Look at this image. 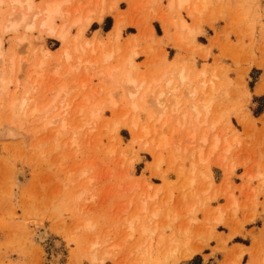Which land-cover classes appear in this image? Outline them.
I'll use <instances>...</instances> for the list:
<instances>
[{
	"label": "rangeland",
	"instance_id": "rangeland-1",
	"mask_svg": "<svg viewBox=\"0 0 264 264\" xmlns=\"http://www.w3.org/2000/svg\"><path fill=\"white\" fill-rule=\"evenodd\" d=\"M111 1L65 0L53 23L63 41L37 22L6 30L19 8L1 2L0 264H264V0H117V40L114 12L78 34L70 21ZM75 54L98 65L77 67ZM130 54L140 85L103 76ZM209 86L217 95L196 121L191 101L199 109Z\"/></svg>",
	"mask_w": 264,
	"mask_h": 264
},
{
	"label": "bare ground",
	"instance_id": "bare-ground-1",
	"mask_svg": "<svg viewBox=\"0 0 264 264\" xmlns=\"http://www.w3.org/2000/svg\"><path fill=\"white\" fill-rule=\"evenodd\" d=\"M4 1H6V0H0V5H1V2H3L4 3ZM65 0H46L45 2H44V4L42 3V5L41 6H43V7H40L39 6V8L40 9H36V7H34L35 5L32 3V0H7V2H9V5H10V9L12 8V6H14V5H17L18 6V10H19V12H18V14H17V11H15V15L16 16H18V17H16V19L17 20H13L12 18H10L8 15L9 14H11V13H13V11H10L11 13H8V15H5L6 17H9L10 19H12V20H9L8 18H6L7 20H5L6 21V24L7 25H5L6 27V30H8V28H10L9 30H12V29H14V31L16 30L15 28L19 25V24H25L24 26H21L22 28H26V26L28 27V28H31L36 22L37 23H39V24H37V26H41L40 28H42V27H44V28H46L45 30L47 31H49L50 33L51 32H53L54 34H55V36L59 39V40H65L66 38H67V32H68V30H67V28L66 27H63L62 26V24L61 25H59L60 26V28L57 30V31H53L54 30V27H53V23H54V21H55V18H57V17H60L61 16V14L63 13V15H64V12H63V10H62V3L64 2ZM6 2V3H7ZM11 3H12V6H11ZM95 3V2H94ZM93 3V4H94ZM101 3H103V1L101 2ZM187 3V0H177V4H179L180 6H184L185 4ZM171 4H172V2H171ZM194 4V3H193ZM102 5V4H101ZM203 5V4H202ZM171 6V5H170ZM116 7H117V0H112L111 1V3L110 4H108V6H98L97 7V9L96 8H94L93 10H87V8H86V12L85 11H83V13L85 12V14H83L82 16V18L80 17V16H77L76 17V19H73L72 21H70V23L71 24H78V34H81V33H83V31L91 24V22L92 21H101L102 20V18H103V16L107 13V14H110V13H113L115 10H113V9H116ZM35 8V9H34ZM38 8V7H37ZM93 8V7H92ZM81 9H82V7H81ZM80 9V10H81ZM13 10V9H12ZM80 12V11H79ZM194 12H198V10H197V8H196V6L194 5V7H192V8H190L189 10H188V13L190 14V15H192ZM115 13V12H114ZM7 14V13H6ZM12 15V14H11ZM10 15V16H11ZM79 15V14H78ZM12 17L14 18L15 16L14 15H12ZM62 17V16H61ZM114 18H115V20H114V22H113V25H112V27H111V29L109 30V37L111 38V37H113V39L114 40H117V38L120 36V34H121V30H122V25H123V19H122V17L120 16V14H116L115 13V15H114ZM15 19V18H14ZM179 19V18H178ZM180 20V19H179ZM178 20V21H179ZM9 21V22H8ZM8 22V23H7ZM3 24H5V23H3ZM71 24H69V25H71ZM179 27L180 28H186L187 29V26H186V24H185V22L183 21V20H181L180 22H179ZM198 25V24H197ZM37 26H35V27H37ZM55 26V25H54ZM58 26V27H59ZM4 28V29H5ZM57 28V27H56ZM189 29V28H188ZM192 30V29H191ZM13 31V30H12ZM190 33H192L191 31H189ZM76 36H78V35H76ZM22 37V36H21ZM80 37V36H79ZM131 38H132V40H133V38H135V36L134 35H132V36H130ZM129 37V38H130ZM74 38H75V36H74ZM73 38V39H74ZM22 39H23V37H22ZM112 39V38H111ZM110 39V41L112 42L113 40H111ZM18 40H20V38H18ZM75 40H76V38H75ZM96 40V39H95ZM16 41V40H15ZM135 41V40H134ZM134 41H132V42H134ZM20 42V41H19ZM78 42V41H77ZM100 42V41H99ZM98 42V43H99ZM84 43V42H83ZM96 43V42H95ZM97 43V44H98ZM67 44V43H66ZM100 44V43H99ZM133 44V43H132ZM75 46H76V44H74ZM87 45H88V43H87ZM87 45L85 46V48L87 47ZM100 45H102V42H101V44ZM89 46V45H88ZM97 46V45H96ZM96 46H95V49H96ZM201 45H199V47H200ZM114 47V46H113ZM77 48V47H76ZM75 48V50H78V49H76ZM81 50V52L79 51V53L81 54L82 52H83V48L82 47H79ZM84 48V49H85ZM93 48V47H92ZM92 48L90 47V49L89 50H92ZM102 48V47H101ZM117 48V46H115V49ZM131 48V47H130ZM114 49V48H113ZM64 50H65V48H64ZM63 50V51H64ZM87 50V49H86ZM88 50V51H89ZM111 51H107V52H104V53H102V56L100 57V63L102 64L103 62H108V60L110 59V57H111V54H113L112 53V49H110ZM116 50H118V48L116 49ZM39 51V50H38ZM67 51V52H66ZM66 51H64L63 53V55L65 56V60H68L70 57H71V55L68 53L69 51L68 50H66ZM115 51V50H114ZM118 51H120V49L118 50ZM205 51V50H204ZM40 52H42L41 54L43 55L42 57H45L46 55H47V53H49V51H48V49H46V48H41L40 49V51H39V53ZM77 52V51H76ZM87 52V51H86ZM132 52H135L134 51V49L132 50ZM77 54V55H80V54ZM84 53V52H83ZM91 53V52H90ZM93 53V52H92ZM131 53V52H130ZM71 54H72V52H71ZM1 55V54H0ZM76 55V54H75ZM77 55L75 56V57H77ZM82 55V54H81ZM99 55V54H98ZM48 56V55H47ZM127 56V57H126ZM125 56V58H123V59H121V60H117L118 62H116L114 65H112L111 67H109V68H107V69H105V67H104V69H105V74L103 75V76H105L106 75V77H108V79L109 78H111L112 79V81H113V77L116 75V74H118V73H120V81H122L123 83H124V85L126 84V86H128L129 84V86H131V85H133V86H137V85H140L139 83H137L138 81L136 80L137 78H136V76H133V74H132V70H134V68H133V66H134V64H133V61H132V56H131V54L130 55H126ZM8 58V57H7ZM40 58V57H39ZM84 58H86V55H85V57ZM9 59V58H8ZM76 59V61H75V63L74 64H76V66L77 65H81V66H84L85 68L84 69H86V67H88V68H90L91 66H95V65H98L97 64V59H98V57H97V59L96 60H90V58H88L89 59V61H91V62H88L87 61V59H83V57L81 58V56H78L77 58H75ZM41 60H45V58H43V59H41ZM41 60L39 61V62H41ZM63 61V60H62ZM116 61V60H115ZM66 62V61H65ZM74 62V61H73ZM99 62V61H98ZM69 63V62H68ZM67 63V64H68ZM70 63H71V61H70ZM86 63H89V65H87ZM111 63V62H110ZM11 64V63H10ZM40 64H42V63H37V66L38 67H40ZM43 64H45V63H43ZM43 64H42V66H43ZM109 64V63H108ZM66 65V64H65ZM73 65V63H71V66ZM42 66H41V68H42ZM70 65H68V67H69ZM70 66V67H71ZM90 66V67H89ZM105 66V65H104ZM33 67H36V66H34L33 65ZM38 67H36V68H38ZM65 67H67V66H65ZM70 67L69 68H67V69H70ZM78 67V66H77ZM107 67V66H106ZM12 68V67H11ZM56 68V67H55ZM75 68V67H74ZM74 68H71V69H74ZM70 69V70H71ZM77 68H75V70H76ZM35 71V69H33V72ZM41 71L42 70H40L39 72L41 73ZM56 71H57V68H56ZM101 71V70H100ZM2 72H3V70H2ZM38 72V73H39ZM72 72V71H71ZM99 73H101V72H99ZM53 74V73H52ZM56 74V73H55ZM2 74L0 73V76H1ZM37 75V73L35 74V76ZM40 75V74H39ZM161 75V74H160ZM159 75V76H160ZM3 76V75H2ZM38 77V76H37ZM40 77V76H39ZM43 77V76H42ZM160 78V77H159ZM178 78L181 80V81H183V82H185V80L188 78V74L187 73H185V72H183V71H181L180 73H179V75H178ZM1 79H3V78H1ZM0 79V81H2L3 82V80H1ZM106 79V78H105ZM107 79V80H108ZM11 80V79H10ZM39 80V79H38ZM110 80V79H109ZM170 80V79H169ZM168 80V82H170ZM4 81H8L7 80V78H6V80H4ZM111 81V80H110ZM110 81H108V83L110 82ZM119 81V82H120ZM179 81V80H178ZM36 82H37V79H36ZM40 82V81H39ZM137 83V85H135L136 83ZM140 82V81H139ZM154 82V81H153ZM156 82H158V81H156ZM166 82V81H165ZM202 82V81H201ZM207 82V81H206ZM211 82V81H210ZM35 83V82H34ZM42 83V82H41ZM40 83V84H41ZM208 83V82H207ZM214 83V82H213ZM7 84V82H5L4 84H2L3 86L2 87H4V89L3 88H0V90H2L3 89V91L4 90H6L5 89V87L7 86L6 85ZM28 84V83H27ZM122 84V83H121ZM30 85V84H29ZM123 85V84H122ZM123 85V86H124ZM165 85V84H164ZM202 85V84H201ZM201 85L200 86H197V88L195 87V89L197 90L199 87V89H198V91H202L203 89L202 88H204V86L203 87H201ZM205 85V84H204ZM208 85H210V84H208ZM218 85V84H217ZM132 86V87H133ZM163 86V85H162ZM167 86V85H166ZM211 86V85H210ZM209 86V87H210ZM172 87V88H171ZM171 89H173V85H171ZM175 87V86H174ZM219 87V86H218ZM221 87V86H220ZM28 88V87H27ZM61 88V87H60ZM161 88V87H160ZM163 89L165 88V87H162ZM167 88V87H166ZM211 88V87H210ZM222 88V87H221ZM31 89V88H30ZM159 89V88H158ZM169 89V88H168ZM176 88H174L173 90H175ZM194 89V88H193ZM195 89H194V91H195ZM207 89V88H206ZM209 89V88H208ZM218 89V88H217ZM108 90V89H107ZM161 90V91H160ZM159 91V93H157L156 95L158 96V98H157V96H156V98L158 99V101H157V105H161L162 103H161V101L159 102V97L161 96V95H164L165 93H166V91H164V90H162V89H160ZM215 90H216V88H211V91H210V89H209V91H207V93H205L204 95L206 96H203V97H201L200 98V100H201V102H200V100H199V102L200 103H198L199 105L201 104V106H199V109L195 106V104H194V102L195 101H193V103H192V101H191V98H189V102L191 101V107L193 108V115L192 116H194V119L196 120L197 118H198V115L200 114V113H202L203 112V114H205V113H207V111H208V108L210 107V103L212 102V100H213V96H214V94L215 95H217L216 93H214L215 92ZM220 90V89H219ZM2 91V92H3ZM157 91V90H156ZM169 91H171L170 89H169ZM193 91V90H192ZM191 91V92H192ZM204 91V90H203ZM175 92V91H174ZM188 92V91H187ZM187 92L186 93H184L185 94V96L187 95ZM190 92V91H189ZM209 92V93H208ZM7 93V92H6ZM26 93V92H25ZM28 93V92H27ZM133 93V92H132ZM132 93H128V95L130 94V95H132ZM172 92H170V94L168 93V95H172L171 94ZM195 93H197V92H195ZM195 93L193 94V92L190 94L191 96L192 95H195ZM199 93V92H198ZM204 93V92H203ZM202 93V94H203ZM109 94V93H108ZM183 94V95H184ZM208 94V95H207ZM129 95V96H130ZM24 96V95H23ZM22 96V97H23ZM25 96H26V94H25ZM24 96V97H25ZM133 96H134V94H133ZM166 96H167V94H166ZM202 96V95H201ZM87 97V96H86ZM86 97H84V98H86ZM109 97H110V95H109ZM154 97V96H153ZM187 97H189V94H188V96ZM12 98H15L14 100H16V97L14 96V97H12ZM11 98V99H12ZM112 98V97H111ZM111 98H109V99H111ZM168 98V97H167ZM175 98V97H174ZM132 99V98H131ZM130 99V100H131ZM171 99H172V96H171ZM176 99V98H175ZM13 99L10 101L11 103H12V101H14ZM87 100V99H86ZM153 100V99H152ZM154 100V101H155ZM167 100V99H166ZM174 100V99H173ZM85 101V100H84ZM131 101H133V100H131ZM215 101V100H214ZM8 102V101H7ZM14 102H16V101H14ZM12 103V104H16V103ZM20 102H21V99H20ZM27 102V101H26ZM85 102H87V101H85ZM166 102V101H165ZM11 103H9V106H10V104ZM18 103V102H17ZM25 102H23V100H22V104H24ZM111 103H112V100H111ZM113 103H114V101H113ZM113 103L111 104L112 106H113ZM129 103H130V101H129ZM133 103V102H132ZM152 103V102H151ZM170 103H172V102H170ZM175 103V102H174ZM178 103H179V101H178ZM12 104H11V106L10 107H8V109H9V111L8 112H10L11 110H13V109H15V108H12ZM84 103H82L81 105H82V108L84 107V105H83ZM86 104V103H85ZM99 104V103H98ZM98 104H96V105H98ZM110 104V103H109ZM116 104V103H115ZM163 104H164V102H163ZM132 105H134V104H132ZM186 105V104H185ZM189 105V104H188ZM6 106V105H5ZM7 106H8V104H7ZM19 106V105H18ZM20 106H23V105H21L20 104ZM19 106V107H20ZM25 106V105H24ZM153 106V105H152ZM163 106V105H162ZM169 106H171V104L169 105ZM14 107H16V106H14ZM96 107V106H95ZM137 107V106H136ZM165 107V106H164ZM174 107H175V105H174ZM182 107V106H181ZM190 106L189 107H186V108H191ZM33 108V107H32ZM31 108V109H32ZM81 108V107H80ZM132 108H134V106H132ZM154 108L156 109V107H155V104H154ZM173 108V107H172ZM185 108V109H186ZM200 108H202V109H200ZM35 109V108H34ZM161 109V108H160ZM174 109V108H173ZM177 109H179V108H177ZM177 109H175V110H177ZM184 109V108H183ZM81 110V109H80ZM90 110V109H89ZM102 110V106H101V104H99L95 109H93V106H92V110H90V112L88 111V114L90 113L91 114V118H93L94 120H98V118L100 117V115H99V111H101ZM157 110V109H156ZM34 112L35 110H31V112ZM160 111V110H159ZM180 111H182V110H180ZM191 111H192V109H191ZM67 113V109L65 110L64 109V113ZM209 112V111H208ZM13 113V112H12ZM65 113V114H66ZM160 114H161V112H159ZM185 113V112H184ZM191 113V112H190ZM9 114H11V113H9ZM202 114V115H203ZM8 115V114H7ZM6 116V115H5ZM137 119V118H136ZM132 120H133V118H132ZM136 121V120H135ZM135 121H132V125H134V124H136L135 123ZM197 121V120H196ZM195 121V122H196ZM200 121H201V118H200ZM137 122V121H136ZM194 122V123H195ZM216 122V121H215ZM83 124H84V122H83ZM83 124H80L79 126L81 127ZM215 124H217V123H215ZM214 124V125H215ZM116 126V125H115ZM62 127H64V123L62 122L61 123V128ZM214 127V126H213ZM115 128H117V126L116 127H114V129ZM211 129H212V127H211ZM211 129H209V130H211ZM205 130H207V129H205ZM203 131V130H202ZM211 133V132H210ZM160 134V133H159ZM158 134V135H159ZM201 134V133H200ZM162 136V135H161ZM193 136V135H192ZM205 136V135H204ZM204 136H202V137H200V138H202L201 139V143H202V140H207V138H204ZM72 137V136H71ZM159 137V136H158ZM165 137V136H164ZM191 137V136H190ZM211 137V136H210ZM160 138V137H159ZM152 139V138H151ZM213 139V141H211L212 142V146H210V153L212 152V151H214L215 150V146L217 145V141L219 140L218 139V137H213L212 138ZM153 140V139H152ZM151 140V141H152ZM211 140V139H210ZM157 143L155 144V142L153 143V144H155L156 146L158 145V147L159 146H165V145H167L166 143H165V141H163V140H155ZM150 142V141H149ZM219 142V141H218ZM224 142V141H223ZM222 142V143H223ZM146 143V142H145ZM222 145V144H221ZM224 145V144H223ZM227 145V146H226ZM225 145V147L223 146V148H225V150L227 149V147H228V144H226ZM153 147H155V146H153ZM216 147H218V145L216 146ZM152 148V147H151ZM157 148V147H156ZM202 148V147H201ZM111 149V148H110ZM158 149V148H157ZM229 149V148H228ZM159 150V149H158ZM198 150H200V149H198ZM108 151V150H107ZM197 152V151H196ZM222 152V151H221ZM218 156V155H217ZM222 154L221 155H219L218 157H220L221 159H222ZM218 163V162H217ZM81 168V167H80ZM180 169H182V168H180ZM80 170V172H81V169H79ZM83 172V171H82ZM182 172V171H181ZM16 174H15V179H16V182H18V183H22L25 179H26V172H25V170H24V168H19L16 172H15ZM185 176V175H184ZM188 180V179H187ZM20 185V184H19ZM182 185V184H181ZM194 200V202H195V199H193ZM193 203V202H192ZM194 204V203H193ZM135 210V209H134ZM135 212V211H134ZM142 228V227H141ZM45 230H43V229H39V230H37V237L41 240V239H43V237H44V235H45ZM159 242H161V240L159 241ZM190 255V252L187 250V251H185L184 252V257L185 256H189ZM148 264H150V263H148Z\"/></svg>",
	"mask_w": 264,
	"mask_h": 264
},
{
	"label": "crops",
	"instance_id": "crops-1",
	"mask_svg": "<svg viewBox=\"0 0 264 264\" xmlns=\"http://www.w3.org/2000/svg\"><path fill=\"white\" fill-rule=\"evenodd\" d=\"M260 80H257L256 82H255V85H254V87H253V93H256L257 94V92H255L254 90H255V87H256V85L258 84V82H259ZM262 114H264V109H263V111H262V113L260 114V115H262ZM259 115V116H260Z\"/></svg>",
	"mask_w": 264,
	"mask_h": 264
}]
</instances>
